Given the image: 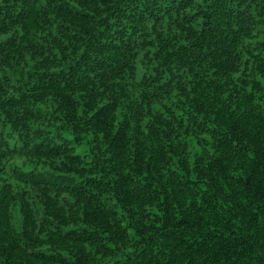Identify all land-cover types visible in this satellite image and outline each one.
Listing matches in <instances>:
<instances>
[{"label":"trees","instance_id":"1","mask_svg":"<svg viewBox=\"0 0 264 264\" xmlns=\"http://www.w3.org/2000/svg\"><path fill=\"white\" fill-rule=\"evenodd\" d=\"M0 264H264V0H0Z\"/></svg>","mask_w":264,"mask_h":264}]
</instances>
